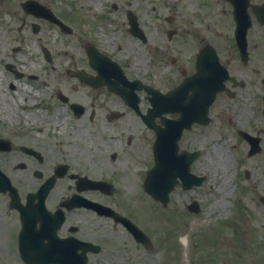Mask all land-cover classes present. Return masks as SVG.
I'll list each match as a JSON object with an SVG mask.
<instances>
[{"label": "rangeland", "instance_id": "obj_1", "mask_svg": "<svg viewBox=\"0 0 264 264\" xmlns=\"http://www.w3.org/2000/svg\"><path fill=\"white\" fill-rule=\"evenodd\" d=\"M22 1L0 0V133L17 134L21 139L15 138L16 143L37 144L49 153V158L45 156L42 163L31 161V169L42 165L49 168L53 164V156L62 158V151L82 170L112 180L116 186L109 201L95 193L90 195L99 197L127 215L130 213L151 240L150 251L112 220L101 217L87 220V224L101 222L97 234L84 227L90 234L88 238L103 243L99 253L90 255L89 264H264V155L258 153L248 157L245 154L248 146L239 141L234 131L237 115H234L235 123L231 126L225 121V116L218 121L220 125L213 121L197 135V140L191 141V145L183 139V144L187 146L205 143V150L193 164V169L204 170L205 180L189 190L176 187L163 208L142 190V176L152 162H148L151 151L144 138H148L147 134L135 140L129 153L116 162H108L101 152L111 149L121 152L117 145L124 138L132 119L123 117L108 121L105 112L113 107V102L106 100L109 96L105 92L76 79L58 77V74H65L66 68L86 67L84 43L92 40L101 49L112 55L115 52L125 60L131 76L143 78L148 71L150 79L165 88L171 78V70L182 62H188L192 53L190 43L193 35L187 33V29L167 42L162 31L176 26V22L170 24L163 20L162 29L158 27L160 17L164 19L169 12L168 15L175 14L178 9L175 4L171 0H165L167 4L163 0H37L72 28V32L67 34L54 23L26 13L20 5ZM128 9L138 13L139 23L147 35L145 42L128 33ZM184 17L188 20V13H184ZM210 20L224 34H213V38L225 37L222 41L228 42L230 26H234L231 18L212 17ZM33 24L38 25L36 32L33 31ZM193 25L195 23L183 21L185 28ZM253 25L249 38L260 44L250 47L251 56L260 53L264 67L261 25L254 19ZM19 45H23V51ZM43 47L49 50L51 63L45 61ZM220 50L228 56L226 47ZM172 57L175 58L174 63L167 61ZM8 63L23 76L15 77L7 69ZM228 63L229 70L232 73L237 70L236 75L241 77L238 60L232 59ZM261 73L264 75V68ZM247 79L253 82V77ZM12 84L13 88H10ZM24 84L32 85L31 90L24 88ZM249 85L253 86V83ZM56 89L69 99L87 104L88 111L96 108L94 119L89 120L88 113L74 118L64 108L66 104L55 97ZM244 91L252 94L247 88ZM220 99L222 94L217 96L211 107L213 117L220 116L222 111ZM56 106L59 112H56ZM131 117L137 125L140 124L137 118ZM37 122L46 124V127L39 129L40 123ZM58 124H61L60 128ZM12 129H17V132L10 133ZM21 130L25 134H19ZM51 130L55 137L50 134ZM148 132L151 135L152 132ZM138 134L140 136L139 131ZM192 134L188 138L191 139ZM260 135L264 152V130L260 131ZM56 139L63 142L58 143ZM21 155L24 161V155ZM20 159L15 150L0 153V166L5 171L16 172L14 165ZM245 170L249 173L247 178ZM23 174L27 182H23L21 187H32L35 181L31 183L28 180L30 173ZM194 199L200 206L196 213L186 209V204ZM8 201V195L0 193V264H25L18 258L16 248L12 247L16 242L19 221L15 212L8 211ZM87 213L85 211L84 216L88 219Z\"/></svg>", "mask_w": 264, "mask_h": 264}, {"label": "flooded vegetation", "instance_id": "obj_2", "mask_svg": "<svg viewBox=\"0 0 264 264\" xmlns=\"http://www.w3.org/2000/svg\"><path fill=\"white\" fill-rule=\"evenodd\" d=\"M195 4L193 5L192 9H190L188 11V17H192V19H188L186 20L189 23H198L200 25H202L201 31H198V27L196 26V28H193L194 30V35L192 37V42L191 45L197 43V41H194V38L196 37L198 40L201 41V47L207 43H212L210 42V40H212V37H206L205 35H209L212 33H217L219 27H214L213 25H210V19L212 17H219L221 18L222 16H230L232 14V3L229 0H194ZM261 2L260 0H247V6L246 9L248 11V13L251 15L252 11H253V6L257 3ZM227 3V4H226ZM188 5H184L183 3L180 4V9H184L187 10ZM180 14V18L182 20L181 23H183V19H182V12L179 11ZM170 22L174 21L173 17H168L167 18ZM205 20V21H204ZM180 26H177L174 28L175 33L178 32V28ZM213 29H215L213 31ZM220 32H218L219 34ZM251 41H253L252 39H250ZM254 45H257V42L253 41ZM251 42H249V40L247 41V46L249 47V45H253ZM200 47V48H201ZM197 54H198V48L197 45H193L192 47V53H191V58L188 61V66H190L192 72L196 71L197 69ZM219 56L221 57V52H218ZM187 69H184L182 73L186 72ZM257 69L254 66H247L246 68H241L240 70V75H251V74H258L257 73ZM234 79H230V76H228L229 80H227L226 82H224V91L222 92V99H220V101L222 102V109L223 112H230V113H234L238 116L237 118V123H239L241 126L245 127H251V123L247 121H242L240 120L239 117H242L243 114H245L246 111L249 110H255L256 108L258 109L260 104H263L262 102V97H256V93L255 90L259 85L258 80H256L257 76L256 75H251L249 78L253 77V82L250 80H243L242 77H238L235 74H232ZM227 78V79H228ZM253 83V86H250L249 83ZM228 88V91L226 90ZM247 88L249 90H251L250 94L248 91H244V89ZM246 94V96L244 95ZM144 96H146V94H144ZM86 109V108H85ZM94 116V111L91 112V116L90 119H93ZM108 116V115H107ZM228 123L232 124V120L230 119L228 121ZM129 128H126L125 135L124 138L121 139L119 141V144L117 145L118 148H121V152H117L116 149H111L108 152L107 151H102L101 153L104 155L105 160H107L110 163L116 162L117 160H119V157H123L126 153H129L133 148H132V144H135L136 141L135 140H140L144 137V132H142L138 125L135 124L134 125V121H130L129 123ZM134 126V127H133ZM137 130V131H141L140 132V136H136L134 131H129V130ZM146 139V143L148 145L149 148V142L148 139L146 137H144ZM20 152L21 149L20 147L17 148ZM23 154H25L26 157L28 158H32L34 159L33 156L26 154L24 152H22ZM140 153H142V151H140ZM139 155V154H138ZM53 166L51 165L49 168H45V170L47 171V176H49V174H52L53 172ZM43 169L40 171L41 175L43 177ZM71 172H76V173H72V174H77V175H84L86 173H84V171L81 173H79L78 171L69 169V171L67 172V174L63 177V178H58L55 181V184L53 186V188L50 190L49 195H47V199H46V205L48 206L49 209L53 210L56 205L58 204V202L66 197H68L74 190L77 189L76 186V179L77 177H73V180H70L68 178L69 173ZM34 173V172H33ZM66 178V181L69 180L71 181V185L68 184L67 182L62 181V179ZM42 180H38L36 183H41ZM63 186V188H58L56 189L57 186ZM73 186V187H72ZM56 189V190H55ZM91 190H97V189H91ZM100 190L97 191H93L91 193V191H86L84 188H81V192H82V196L88 195L91 199H95V200H100L99 197H93L90 195L95 193L97 196L99 194H102L99 192ZM85 208H77V209H71V210H66L65 211V217L63 218L62 222L59 224V226L57 227V235L60 237H68V236H72L73 238L80 240V241H89L92 242L94 241L93 238H88V236L90 235L84 226L91 225L93 224V222L87 224V219L85 218L84 214H85ZM91 211V210H89ZM12 212V211H11ZM13 213V212H12ZM16 213V212H15ZM11 217V214H9ZM20 220V217H18ZM69 221H72L71 225V229L66 228L67 223H70ZM81 224L83 226H81ZM19 230V228L17 229V231ZM87 230L89 232H91L90 229L87 228ZM16 231L15 234V239H18V232ZM94 234H96L95 232H93ZM14 237V235H13ZM80 247V246H79ZM83 249L79 248L77 250V252L82 251ZM85 252V250H84ZM94 254V253H92ZM90 254V255H92ZM86 255V252H85ZM87 258H88V253H87ZM90 258V256H89Z\"/></svg>", "mask_w": 264, "mask_h": 264}, {"label": "water", "instance_id": "obj_3", "mask_svg": "<svg viewBox=\"0 0 264 264\" xmlns=\"http://www.w3.org/2000/svg\"><path fill=\"white\" fill-rule=\"evenodd\" d=\"M259 10H260L258 12V13H260L259 18L262 22H264V6L259 8ZM236 21L238 23V28L236 31H237L238 37H240L241 34L243 33L244 29L241 28L242 25L240 23V19L238 18V16H236ZM89 55H90V57H92L91 53H89ZM103 81H107V80H103ZM109 88L113 89L112 87H109ZM197 118H199V117H197ZM187 161H190V159H187ZM166 175L167 174H165L164 172H163V175H160V176H156V173H153L151 175H148V178L145 181V189L151 195H153L155 198L159 199L163 203H166V201L168 199L167 194L170 190V185L173 183V180H174L173 176H170V175L166 176ZM153 179H155V182ZM186 186H188V184H186ZM190 208H193V207L191 206Z\"/></svg>", "mask_w": 264, "mask_h": 264}, {"label": "bare ground", "instance_id": "obj_4", "mask_svg": "<svg viewBox=\"0 0 264 264\" xmlns=\"http://www.w3.org/2000/svg\"><path fill=\"white\" fill-rule=\"evenodd\" d=\"M22 48H23V45H21V50L23 51ZM24 87H25V88H28L26 85H24ZM57 112H58V110H57ZM220 151H221V149H220ZM226 185H227V183H226Z\"/></svg>", "mask_w": 264, "mask_h": 264}]
</instances>
